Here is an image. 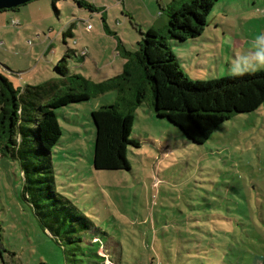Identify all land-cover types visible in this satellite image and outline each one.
<instances>
[{
	"label": "rangeland",
	"instance_id": "1",
	"mask_svg": "<svg viewBox=\"0 0 264 264\" xmlns=\"http://www.w3.org/2000/svg\"><path fill=\"white\" fill-rule=\"evenodd\" d=\"M86 1L99 10L74 0H32L0 10V72L22 88L61 77L58 65H66L68 75L108 79L123 71L126 59L118 43L135 52L141 31L156 24L164 32L173 0ZM226 1L228 9L216 6L201 36L183 43L168 40L193 81L229 76L232 62L253 52L246 33L253 41L264 34V11L246 21L252 0ZM225 33L246 45L230 43ZM69 48L76 52L66 63ZM116 97L113 90L56 109L62 136L52 152L54 188L75 205L71 215L61 203L52 204L46 181L33 182L35 190L25 187L20 158L0 154V264H259L264 103L236 114L198 144L157 115L150 90L134 113L131 138L140 146H128L130 167L96 170L91 113ZM38 190L39 201L48 204L40 209L50 210V219L59 212L63 220L68 217L65 227L74 223L79 230L77 215L91 221L83 248L46 228L34 205Z\"/></svg>",
	"mask_w": 264,
	"mask_h": 264
},
{
	"label": "trees",
	"instance_id": "2",
	"mask_svg": "<svg viewBox=\"0 0 264 264\" xmlns=\"http://www.w3.org/2000/svg\"><path fill=\"white\" fill-rule=\"evenodd\" d=\"M74 1L91 11L99 10L86 0ZM218 1L173 0L167 5L169 19L164 32L155 28L141 31L142 38L135 52L118 43L119 53L126 59L123 71L102 81H94L82 74L68 75V67L58 65L61 77L22 88L15 87L0 72V154L21 159L25 187L35 190L38 188L31 185L33 182L46 181L48 192L55 197L52 204L61 203L67 216L77 212L73 202L54 188L52 161L53 149L62 136L56 109L75 102L90 100L113 90L117 92L112 103L91 113L96 126L93 156L96 170L130 167L128 146H140L131 138L134 113L150 90L157 115L168 118L188 139L198 144L207 142L216 129L236 114L257 110L264 103V70L242 77L229 75L193 81L168 43L170 39L183 43L201 36ZM75 52L67 49L63 61L67 63V58ZM40 193L38 190L34 205L46 228L52 234L62 235L70 243L77 244V248H83L88 243L85 233L91 230V221L84 214L77 215L75 218L82 223L79 230L74 223L65 227L68 217L63 220L59 212L50 219V210L40 209L48 205L39 201ZM259 264H264V252Z\"/></svg>",
	"mask_w": 264,
	"mask_h": 264
},
{
	"label": "clouds",
	"instance_id": "3",
	"mask_svg": "<svg viewBox=\"0 0 264 264\" xmlns=\"http://www.w3.org/2000/svg\"><path fill=\"white\" fill-rule=\"evenodd\" d=\"M260 70H264V34L256 37L251 56H239L232 62L229 74L235 78Z\"/></svg>",
	"mask_w": 264,
	"mask_h": 264
},
{
	"label": "crops",
	"instance_id": "4",
	"mask_svg": "<svg viewBox=\"0 0 264 264\" xmlns=\"http://www.w3.org/2000/svg\"><path fill=\"white\" fill-rule=\"evenodd\" d=\"M247 0H243V2L244 3H247L246 2ZM249 1V0H248ZM229 4H231V2L229 3ZM248 4H250L249 5V11H247L249 14H250V17L246 20V21H249L250 19L252 20L253 18H255V15H254V13L256 12H263L264 11V0H252V4H251V2L249 3L248 2ZM216 6H219L220 8H223V9H228V4H227V1L226 0H219L218 1V3L215 5V7ZM251 6L252 7H254V8H252L251 9ZM215 7H214V9H215ZM258 7H260V8H258ZM263 7V8H262ZM214 9H213V11H212V13L211 14H213V12H214ZM231 10H233V11H235V9L234 8H230ZM250 20V21H251ZM245 21V20H244ZM165 25V24H164ZM155 26H156V24H154L153 25V27L152 28H155ZM243 26V25H242ZM247 38H245V40H247V41H249V42H252V43H254V41L253 40H251L249 37H248V34L246 33V35H245ZM224 37H228L229 39H227L228 41H230V43L231 42H234L235 44H236V46H239V45H246V42L242 39V38H234V37H232L231 35H228L227 33H225L224 34ZM115 51V53H117V54H119L118 52H117V49H115L114 50ZM83 65H85V63L83 64ZM122 65H124V63L122 64ZM83 67V66H82ZM99 97V96H98ZM98 97H96V98H98ZM105 105V104H104ZM100 106H102V105H100ZM100 106H98L97 108H99ZM97 108H94L93 110H95V109H97ZM92 110V111H93Z\"/></svg>",
	"mask_w": 264,
	"mask_h": 264
},
{
	"label": "water",
	"instance_id": "5",
	"mask_svg": "<svg viewBox=\"0 0 264 264\" xmlns=\"http://www.w3.org/2000/svg\"><path fill=\"white\" fill-rule=\"evenodd\" d=\"M32 0H0V10L14 9Z\"/></svg>",
	"mask_w": 264,
	"mask_h": 264
},
{
	"label": "built area",
	"instance_id": "6",
	"mask_svg": "<svg viewBox=\"0 0 264 264\" xmlns=\"http://www.w3.org/2000/svg\"><path fill=\"white\" fill-rule=\"evenodd\" d=\"M82 55L86 56L87 52L86 51H82Z\"/></svg>",
	"mask_w": 264,
	"mask_h": 264
}]
</instances>
